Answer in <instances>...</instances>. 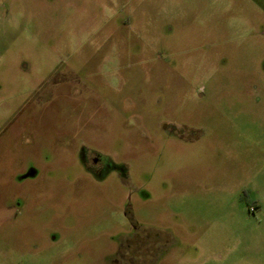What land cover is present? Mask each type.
<instances>
[{
  "label": "rangeland",
  "instance_id": "rangeland-1",
  "mask_svg": "<svg viewBox=\"0 0 264 264\" xmlns=\"http://www.w3.org/2000/svg\"><path fill=\"white\" fill-rule=\"evenodd\" d=\"M131 258L264 264V0H0V264Z\"/></svg>",
  "mask_w": 264,
  "mask_h": 264
},
{
  "label": "flooded vegetation",
  "instance_id": "flooded-vegetation-1",
  "mask_svg": "<svg viewBox=\"0 0 264 264\" xmlns=\"http://www.w3.org/2000/svg\"><path fill=\"white\" fill-rule=\"evenodd\" d=\"M170 131H171V136H174L175 133L177 132L176 130H178L177 126H167ZM177 128V129H176ZM82 160L83 163L85 165V167L87 168V170L95 175L98 176H103L106 171L110 168V161L99 155V154H92L90 155L87 151H83L82 152ZM159 242L158 241H154V244H152V250L153 248L155 249L158 246ZM141 249V247H140ZM147 254H149V249L147 247ZM154 254V251L152 252ZM135 257L140 255V251H137L135 254ZM128 264H139L138 261L133 262L132 258L128 261Z\"/></svg>",
  "mask_w": 264,
  "mask_h": 264
}]
</instances>
